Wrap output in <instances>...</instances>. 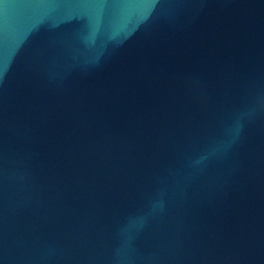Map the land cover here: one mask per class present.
Instances as JSON below:
<instances>
[{
  "label": "water",
  "instance_id": "1",
  "mask_svg": "<svg viewBox=\"0 0 264 264\" xmlns=\"http://www.w3.org/2000/svg\"><path fill=\"white\" fill-rule=\"evenodd\" d=\"M0 264H264V0H0Z\"/></svg>",
  "mask_w": 264,
  "mask_h": 264
}]
</instances>
